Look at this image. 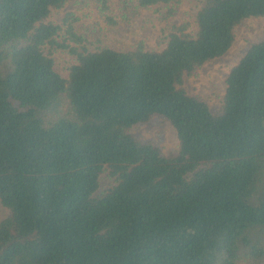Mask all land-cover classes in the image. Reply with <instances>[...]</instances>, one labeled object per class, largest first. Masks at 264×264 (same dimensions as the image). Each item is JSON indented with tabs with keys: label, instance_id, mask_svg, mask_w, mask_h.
<instances>
[{
	"label": "trees",
	"instance_id": "obj_1",
	"mask_svg": "<svg viewBox=\"0 0 264 264\" xmlns=\"http://www.w3.org/2000/svg\"><path fill=\"white\" fill-rule=\"evenodd\" d=\"M69 1L0 0V264H264V39L221 109L186 87L264 0H201L195 25L169 22L183 0H137L170 27L128 50L99 33L113 0L87 34L54 23ZM157 119L177 151L136 133Z\"/></svg>",
	"mask_w": 264,
	"mask_h": 264
},
{
	"label": "rangeland",
	"instance_id": "obj_2",
	"mask_svg": "<svg viewBox=\"0 0 264 264\" xmlns=\"http://www.w3.org/2000/svg\"><path fill=\"white\" fill-rule=\"evenodd\" d=\"M127 0H113L112 15L119 14L117 26H107L102 29L104 20L97 8L95 0H70L66 9L53 16L54 23L60 24L67 13H76L80 20L76 23L80 34L94 32L95 28H101L99 33L106 37V43L128 50L140 41H144L148 47L157 44V38L171 24L183 23L196 24V14L201 0H183L175 6L176 15L169 22H164L160 14L153 10L137 9L134 6L137 0H130L131 9L123 12L122 5ZM135 7L136 9H133ZM138 10V12H136ZM163 14L166 8H162ZM99 24V25H98ZM95 35V34H94ZM264 39V17L245 20L237 29V40L230 52L221 59L207 64L197 76L186 78V87L189 92L208 101L213 110L222 107L223 93L226 90L225 79L228 69L249 49L253 43ZM63 57H61V61ZM136 133L145 137H154L167 154L178 150V136L172 124L165 119H157L154 123L140 127ZM109 178L104 175L103 187L109 183ZM10 216V211L0 204V222Z\"/></svg>",
	"mask_w": 264,
	"mask_h": 264
}]
</instances>
